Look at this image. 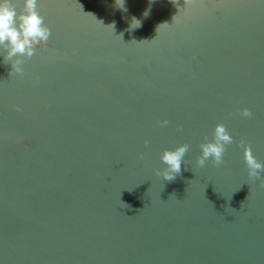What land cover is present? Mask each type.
I'll use <instances>...</instances> for the list:
<instances>
[{"label": "water", "instance_id": "obj_1", "mask_svg": "<svg viewBox=\"0 0 264 264\" xmlns=\"http://www.w3.org/2000/svg\"><path fill=\"white\" fill-rule=\"evenodd\" d=\"M124 9L38 0L47 45L22 74L0 50V264H264V187L239 144L264 164V0ZM216 123L233 143L200 167Z\"/></svg>", "mask_w": 264, "mask_h": 264}, {"label": "clouds", "instance_id": "obj_2", "mask_svg": "<svg viewBox=\"0 0 264 264\" xmlns=\"http://www.w3.org/2000/svg\"><path fill=\"white\" fill-rule=\"evenodd\" d=\"M115 2L117 7L124 9V0H115ZM191 2L192 0H185V6ZM172 3L175 4L176 0H172ZM88 14L95 18L94 14ZM147 14V12L144 13L145 16ZM176 16L173 17V20ZM99 22L104 25L102 21ZM161 25L158 26L157 30ZM140 26L141 21L133 17L130 30L139 28ZM106 27L114 30L115 24L113 22ZM50 36L51 31L45 23L44 17L38 11V0H22L19 11L13 0H0V50L6 49L5 61L11 63V74L13 72L22 74L23 68L21 65L24 63V59L22 58L30 59L35 54L37 47L47 45ZM240 114L243 117L252 116V112L248 108L241 109ZM158 123L161 126H167L169 122L162 120ZM148 143V140L144 141L145 146ZM232 143L233 137L229 134L225 125L223 123H216L212 133V140H206L199 146L201 151L196 157V164L203 167L206 161L210 160L214 166H220L224 163L226 145ZM239 144L243 147V159L249 178L259 180L260 186L264 187V177H261V172L264 171V164L254 157L251 148L243 139L239 141ZM188 150L189 145L187 143L180 144L174 149H164L160 154V160L165 164V168L157 170L156 174L164 180L173 181L181 172V167L184 164V158ZM143 156L142 152L138 153L139 160H143ZM126 206L129 207L128 205ZM233 210L236 211L235 209Z\"/></svg>", "mask_w": 264, "mask_h": 264}]
</instances>
